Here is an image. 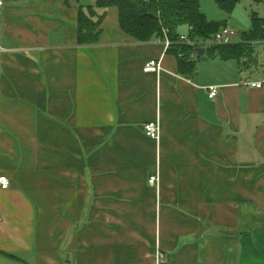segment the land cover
Instances as JSON below:
<instances>
[{"label": "crops", "instance_id": "1", "mask_svg": "<svg viewBox=\"0 0 264 264\" xmlns=\"http://www.w3.org/2000/svg\"><path fill=\"white\" fill-rule=\"evenodd\" d=\"M0 1V264H264V87L246 85L264 81V41L243 38L264 0H199L253 55L197 51L194 74L95 0ZM92 6L101 41L83 46Z\"/></svg>", "mask_w": 264, "mask_h": 264}, {"label": "trees", "instance_id": "2", "mask_svg": "<svg viewBox=\"0 0 264 264\" xmlns=\"http://www.w3.org/2000/svg\"><path fill=\"white\" fill-rule=\"evenodd\" d=\"M101 9L116 8L119 12L120 29L139 42H148L162 36L163 28L170 30V37L174 41L169 51L179 58L180 68L194 74L197 62L192 60L194 49L179 43V28L193 26L189 32L190 38H207L226 26L225 22H210L202 12L199 0H95ZM239 0H222L220 8L231 14ZM103 16L97 15L94 7L80 8L78 39L83 46L96 45L101 41ZM244 40L249 42L264 41V19L254 17L253 28L244 34ZM233 44L218 46L208 51L217 53L223 60H237L252 57L250 44Z\"/></svg>", "mask_w": 264, "mask_h": 264}, {"label": "built area", "instance_id": "3", "mask_svg": "<svg viewBox=\"0 0 264 264\" xmlns=\"http://www.w3.org/2000/svg\"><path fill=\"white\" fill-rule=\"evenodd\" d=\"M3 5V2L0 1V6ZM193 26L189 27V31L191 32L193 30ZM238 32L229 27L225 26L221 28L218 32L211 35L207 38H190L189 34H180L179 36V43L191 46L194 49V52L197 53L198 49H205L206 51L211 50L218 46H229L236 44V37ZM157 40L162 42V44L165 46L166 51L171 48V46L174 44V41L170 37V30L168 28H163L162 36H160ZM3 48L0 45V53H2ZM182 57V55H179ZM162 70L161 61H150L144 66V71L147 73H158ZM246 85L254 87V88H263L264 87V81L260 82H252L247 83ZM209 91V97L214 99L219 94V89L217 86H211L208 88ZM144 131L146 134L153 138L156 141L160 140L161 136V125L159 121L151 122L144 125ZM159 182V175L158 173L155 175L150 176L149 183L152 186L157 185ZM10 187V181L9 179L0 174V189L6 190ZM160 256H162L160 254Z\"/></svg>", "mask_w": 264, "mask_h": 264}, {"label": "rangeland", "instance_id": "4", "mask_svg": "<svg viewBox=\"0 0 264 264\" xmlns=\"http://www.w3.org/2000/svg\"><path fill=\"white\" fill-rule=\"evenodd\" d=\"M204 7H205L204 9H205V11H207V13H215V12H218V10H219L218 7L216 5H214L210 1L205 2ZM114 23H115V21L113 20V17L111 16V18L109 19V21L106 23V26H105L106 29H108V31L113 30L115 28L114 27Z\"/></svg>", "mask_w": 264, "mask_h": 264}, {"label": "water", "instance_id": "5", "mask_svg": "<svg viewBox=\"0 0 264 264\" xmlns=\"http://www.w3.org/2000/svg\"><path fill=\"white\" fill-rule=\"evenodd\" d=\"M205 52H206L205 49H198V53H199L200 56L205 54Z\"/></svg>", "mask_w": 264, "mask_h": 264}]
</instances>
